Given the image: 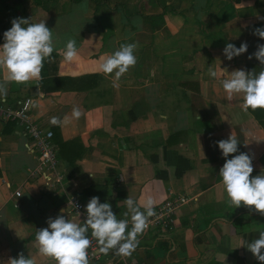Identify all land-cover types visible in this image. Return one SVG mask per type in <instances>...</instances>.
<instances>
[{
  "label": "crops",
  "instance_id": "0c3cea01",
  "mask_svg": "<svg viewBox=\"0 0 264 264\" xmlns=\"http://www.w3.org/2000/svg\"><path fill=\"white\" fill-rule=\"evenodd\" d=\"M17 17L45 21L53 33V59L45 60L39 87L10 83L0 101L33 100L34 118L53 131L58 164L49 180L34 174L38 153L32 142L16 123L0 119V264L20 253L53 264L39 255L35 234L58 215L83 224L69 205L72 196L85 207L97 196L118 219L130 220L124 215L127 196L141 205L152 200L155 207L177 194L191 200L176 211L174 227L148 228L123 258L264 264L239 246L259 238L264 216L228 205L219 176L225 158L215 143L232 133L239 151L228 159L247 153L251 175L264 174V109L255 110L257 116L242 111V96L227 100L221 83L235 70H264L255 56L248 58L264 44L253 34L264 29V0H0V45ZM68 39L78 49L72 63L59 51ZM127 43L137 44V63L113 87L99 64ZM228 43L248 48L228 60ZM4 75L0 71V81ZM74 106L84 113L79 120L50 123L70 116ZM123 258L109 252L90 264Z\"/></svg>",
  "mask_w": 264,
  "mask_h": 264
},
{
  "label": "clouds",
  "instance_id": "9594fccd",
  "mask_svg": "<svg viewBox=\"0 0 264 264\" xmlns=\"http://www.w3.org/2000/svg\"><path fill=\"white\" fill-rule=\"evenodd\" d=\"M11 28L3 34L4 43L0 45V71L4 72V79L0 81V98L6 97L7 85L10 83L26 84L35 82L39 87L43 79L41 73L45 60L52 61L55 49L53 33L46 26L45 21L33 23L31 18L17 17L11 21ZM254 35L264 39V29H255ZM136 43L122 44L112 54L102 58L98 71L105 77H112V86L118 87L119 81L130 68L137 63L134 54ZM247 43L236 47L232 43L226 44L223 53L228 60L247 51ZM63 60L72 63L78 56V49L74 39H68L63 49L59 50ZM264 65V44H259L257 50L249 55ZM212 77H218L216 71H211ZM226 99L242 96V111L264 109V70L259 73L235 70L230 78L221 81ZM84 113L74 106L70 116L63 119L53 117L50 121L55 126H64L72 120H79ZM238 139L232 133L227 139L215 143L221 150L225 163L219 169L221 183L227 194L230 207L245 206L250 212H257L264 216V174L252 176V157L240 152L228 159L230 154L237 153ZM127 211L125 217L130 220L118 219L109 203H101L99 197L93 196L86 205V220L83 224L75 218L66 219L63 215L56 218L49 217L48 227L41 228L35 234V246L41 257L53 264H90L88 249L96 241L99 252L108 255L112 252L118 257H128L139 244V236L148 229L149 218L155 215L154 203L148 200L141 205L132 197L127 196L123 201ZM143 208V211L141 210ZM130 225V227H129ZM91 230V239L87 235ZM259 238L251 242L241 240L239 246H246L253 256L264 262V230H257ZM10 264H37L34 257H25L20 253L18 258H11Z\"/></svg>",
  "mask_w": 264,
  "mask_h": 264
},
{
  "label": "built area",
  "instance_id": "2783aa9c",
  "mask_svg": "<svg viewBox=\"0 0 264 264\" xmlns=\"http://www.w3.org/2000/svg\"><path fill=\"white\" fill-rule=\"evenodd\" d=\"M33 100L29 97L17 100L15 104L9 105L4 99L0 101V119L3 122H14L21 130L22 135L29 139L38 153L37 164L33 168V173L49 180L52 173H55L58 164L57 148L53 140V131L44 128L34 118L32 110ZM16 198L14 205L19 206L18 198L21 196V190L14 191ZM191 197L185 194L169 196L164 202L154 207L155 215L149 218V227H156L162 230H170L175 225L176 211L184 204L188 203ZM69 205L73 214L78 217L82 223L86 220V207L77 197L72 196L69 199ZM91 239V230L87 233ZM89 259L99 260L104 254L99 252V247L93 239L92 246L88 249ZM116 264H144L133 259L123 258Z\"/></svg>",
  "mask_w": 264,
  "mask_h": 264
},
{
  "label": "trees",
  "instance_id": "16d2710c",
  "mask_svg": "<svg viewBox=\"0 0 264 264\" xmlns=\"http://www.w3.org/2000/svg\"><path fill=\"white\" fill-rule=\"evenodd\" d=\"M248 67V66H247ZM250 110V109H249ZM259 110V109H258ZM251 113H253L255 116H257L256 112L257 111H253V110H250ZM58 157V156H57Z\"/></svg>",
  "mask_w": 264,
  "mask_h": 264
}]
</instances>
